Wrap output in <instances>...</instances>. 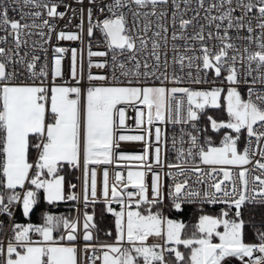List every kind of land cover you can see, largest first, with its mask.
<instances>
[{
    "label": "snow or ice",
    "instance_id": "snow-or-ice-1",
    "mask_svg": "<svg viewBox=\"0 0 264 264\" xmlns=\"http://www.w3.org/2000/svg\"><path fill=\"white\" fill-rule=\"evenodd\" d=\"M13 3L19 19L0 3V44H11L0 46V189L7 192H0V216L11 219L19 207L29 217L41 199L48 206L82 199L87 209L98 198L97 166L127 171H116L111 183L107 167L102 173L114 242H96L94 215L86 210L82 225L79 217L45 210L42 224H12L11 239L0 243V264H81L80 253L85 264H168L169 257L175 264H222L226 257L264 264V231L259 243H245L241 219L242 207L264 208V0H75V8L65 0ZM169 11L168 23L178 24L171 60L161 53L162 43L168 47ZM64 19L68 25L77 19L76 30L57 31ZM97 31L102 50L92 48ZM32 35L41 47L53 36L82 47L53 46L51 65L40 64L39 55L23 51L24 37ZM221 107L227 120L207 117L212 132L230 130L216 146L198 122L206 109ZM168 124L180 126L171 138ZM122 142L142 143L143 150L122 151ZM65 167L81 170L79 194L75 184L66 185ZM190 204L225 207L216 216L200 215L190 238L183 236L184 223L155 210L181 212Z\"/></svg>",
    "mask_w": 264,
    "mask_h": 264
},
{
    "label": "built area",
    "instance_id": "built-area-1",
    "mask_svg": "<svg viewBox=\"0 0 264 264\" xmlns=\"http://www.w3.org/2000/svg\"><path fill=\"white\" fill-rule=\"evenodd\" d=\"M0 3H3L5 6L8 7V15L10 18H14V19L20 18L21 10L16 4L13 3V0H0ZM65 3H70L73 8L77 7L75 0H65ZM86 3H87V0H85V4ZM193 7H195V5H193ZM60 10L63 11L64 9L61 8ZM23 11L28 12L29 9L24 8ZM69 15H71V13H69ZM190 15H192V13H189V16ZM202 15H203V13H202ZM170 18H171V11H169L167 13V19L164 21V23H166L169 27V32L167 34L168 38H169L168 39V47L164 48L163 43H162V48H161L162 59L164 58V54L167 53L169 60H171V57L173 55V53L171 51V44H172L171 35H172V32L174 30L178 29V24L175 26V29H174L173 26L170 23H168ZM28 22H30V20ZM37 22L39 23V21H37ZM199 22H203V21L201 20ZM76 23H78L77 19H73L71 25H68L67 19L60 20L57 23L56 30L59 31V30L65 29V26L67 25V29H65V30L75 31L76 30L75 29ZM153 30H155V29H153ZM187 31L189 33H191L192 29L189 28ZM2 35H4V33L0 32V36H2ZM149 35H151V32L149 33ZM233 35H235V33H233ZM24 39L28 40V46L26 48H24L23 51L29 52L30 55H33V54L39 55L41 57L39 63L40 64L48 63L49 66L51 65V59L53 56V51H52L53 46L58 45V46H62V47L68 48V49H71V48L80 49L82 47L81 43L79 41H57L55 39V37L53 36V38L49 41L48 44H43L42 47L47 49V52H45L42 50V47H41L42 41L38 35H32L31 37H24ZM33 42H35V47H33ZM88 42H89V40H88V38H86L85 39V46L87 45ZM176 43L180 46L181 50H183V41H177ZM211 43H215V41H213ZM91 44H92L93 50H98V49L102 50L104 48V42H103L102 36L98 31L96 32L95 36L93 38H91ZM0 46L11 47V44L10 43L8 45L0 44ZM194 46L197 49L199 47L198 44H195ZM149 48H150V45H149ZM23 51L21 54H23ZM189 54H191V53H189ZM84 60H85V62L87 60L86 51L84 53ZM69 67H70V52L65 54V59L63 61L65 80H69ZM94 71H98V70L94 69ZM61 82L62 81H59V80L57 81V83H61ZM69 82H71V81H69ZM240 90H242L244 98H247L246 89L241 88ZM127 115L129 117H134V111L131 108H129L127 110ZM127 124L129 125V127L134 128L135 127L134 119H128ZM166 127H167V131L169 134V138H171V136L173 135L174 128L176 131H178L180 126L179 125L173 126L171 124H168ZM198 127L201 128V119L198 122ZM128 134H135V133H128ZM245 142H246L245 139H243L242 147L244 146ZM168 149H169V160L174 162L175 153H174V150H172V148H171V139L169 140ZM120 150L126 151V152H141L143 150V144L139 143V142H122L121 146H120ZM105 167H107L109 170V183H111L112 178L114 176V173L116 171L124 172L125 175H126V171H127L124 168L117 167L116 164L97 166V174H98L97 175V182H98V187H97V197L98 198H97V200H100L103 202H104V198L101 195V186H102V173H103V169ZM148 179L150 180V177ZM74 184L76 185V188L74 189V191L79 194L82 190V173H81L80 169H76V178H75ZM3 191H4L3 189H0V192H3ZM166 203H167V201L165 202V205H166ZM112 205H114L119 210V205H117L115 203H113ZM198 205H200V204H198ZM205 205H207V206H224L223 204H205ZM164 207L165 206H162V208H161L162 211H163ZM19 209H20L19 207L16 208V210L14 211V216L11 219L9 217H7L6 215L0 216V243H3L6 245L8 240L11 239V237H12L11 226H12V224H14V222L17 219V213H18ZM84 211H85V208L83 206L82 199L79 201H73V215H72L71 219H76L77 217H79V219L81 221V225H82ZM34 225H37V224H34ZM94 235H95V230H94ZM256 238H257L256 243H259L260 241L258 239V234H256ZM32 239L38 240L39 237L37 234H32ZM96 242L97 243H112L114 241L106 240V239H97ZM77 244H78L79 248H83V241L82 240L78 241ZM97 254H99V253H97ZM80 259H81V264H85V261L83 258V253H80ZM222 264H243V262L238 257H226L225 261L222 262Z\"/></svg>",
    "mask_w": 264,
    "mask_h": 264
},
{
    "label": "trees",
    "instance_id": "trees-1",
    "mask_svg": "<svg viewBox=\"0 0 264 264\" xmlns=\"http://www.w3.org/2000/svg\"><path fill=\"white\" fill-rule=\"evenodd\" d=\"M211 115L213 118L217 120H221L222 113L218 111V109H206L204 114L201 116V129L208 127L207 117ZM223 134V130L219 133L212 132L211 128L208 127L207 135L211 136L214 144H218L221 135ZM243 136L240 140V146L242 147ZM34 154V153H33ZM32 154V155H33ZM62 175L66 178V185L74 184L76 178V169L65 167L62 172ZM66 191L71 192L73 189L68 188L66 186ZM167 204V203H166ZM203 207V212L200 211V208ZM225 206H207V205H198V204H190L184 205L183 210L181 212H176L175 210H169L166 206L163 208V211L174 218H181L182 223L185 224V229L183 232L184 237H189L193 234L194 225L198 221V217L202 214L209 215H218L220 210ZM48 210L50 212H58L63 216L71 218L73 215V201H61L57 202L53 206H48L46 202L42 199L35 206L33 212L29 217L23 216L21 209L18 210L17 213V221L19 224H42V212ZM89 214L94 215V222L97 225L95 229V235L98 239H106V240H115V229H114V217L112 214L106 211V205L103 201L97 200L96 203H89L87 209ZM160 210V209H155ZM233 215L232 213L230 216ZM244 221L243 228V240L245 243H256L257 238L256 234L258 231H264V208L256 207L253 208L251 206L242 207V217ZM111 232L112 235L109 236L108 233ZM180 251L184 252L186 255L188 253V249H185L183 246H179ZM169 264H175L174 257H169Z\"/></svg>",
    "mask_w": 264,
    "mask_h": 264
},
{
    "label": "rangeland",
    "instance_id": "rangeland-1",
    "mask_svg": "<svg viewBox=\"0 0 264 264\" xmlns=\"http://www.w3.org/2000/svg\"><path fill=\"white\" fill-rule=\"evenodd\" d=\"M240 91H241L242 96L244 97L242 90H240ZM218 111H220V112L222 113L221 120H227L228 117H227V113H226V111L224 110V108L221 107V108L218 109ZM224 131H230V130H223V133H224ZM222 136H223V134L221 135L220 140H221ZM220 140H219V142H218V145H216V146H219ZM3 192H4L5 196H6V195H7V192H6V191H3ZM111 207H113L114 209L116 208L115 206H111ZM160 210H162V209H160ZM234 211H235V210L233 209V212H232L233 215H231L229 218H231L232 216H234ZM21 212H22V210H21ZM163 214L166 215V216H169V215H167L164 211H163ZM208 215H209V214H208ZM213 216H216V215H213ZM169 217L172 218V219H175V220H177V221L182 222V219H181V218H174V217H171V216H169ZM14 223H19V222H18L17 219H16V221H15ZM30 224H31V223H30ZM22 225H23V224H22ZM24 225H27V224H24ZM220 230H221V231L223 230L222 227L220 228ZM194 232H195V228H194V230H193V234H194ZM193 234H192L191 236H189V237H184V238H190V237L193 236ZM113 241H114V240H113ZM155 242H157V241L155 240V238H150V240L148 241V243H155ZM213 242H214V243H219V239H218L217 237H214V238H213ZM168 264H169V261H168Z\"/></svg>",
    "mask_w": 264,
    "mask_h": 264
},
{
    "label": "crops",
    "instance_id": "crops-1",
    "mask_svg": "<svg viewBox=\"0 0 264 264\" xmlns=\"http://www.w3.org/2000/svg\"><path fill=\"white\" fill-rule=\"evenodd\" d=\"M214 145H218V144H214ZM34 156H35V153L32 155V157L34 158ZM111 206H114V205H111ZM117 211H118V209L117 208H115ZM52 214H54V215H62L61 213H58V212H51ZM56 235L58 236L59 235V232L58 233H56Z\"/></svg>",
    "mask_w": 264,
    "mask_h": 264
}]
</instances>
